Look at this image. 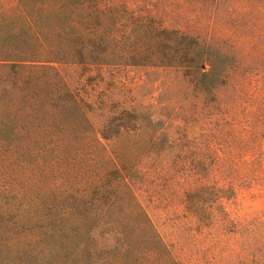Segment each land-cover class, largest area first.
Segmentation results:
<instances>
[{"label":"trees","instance_id":"trees-1","mask_svg":"<svg viewBox=\"0 0 264 264\" xmlns=\"http://www.w3.org/2000/svg\"><path fill=\"white\" fill-rule=\"evenodd\" d=\"M220 63L206 41L124 0H14L0 13V264H180L138 200L136 159L107 143L122 128L98 133L58 66L181 68L207 109L236 124L243 111L251 128L253 111L217 104ZM245 102L264 125L263 99ZM236 181L219 194L262 185Z\"/></svg>","mask_w":264,"mask_h":264},{"label":"rangeland","instance_id":"rangeland-1","mask_svg":"<svg viewBox=\"0 0 264 264\" xmlns=\"http://www.w3.org/2000/svg\"><path fill=\"white\" fill-rule=\"evenodd\" d=\"M124 1L213 47L224 81L214 90L217 104L253 111L251 128L243 111L236 124L207 109L181 68L62 64L59 72L98 133L108 123L122 128L107 143L136 159V195L176 261L264 264V125L258 107L244 103L252 95L264 104V0ZM13 6L0 0V13ZM148 141L155 142L150 152L130 147ZM234 144L248 147L237 151ZM249 176L262 185L219 194V187Z\"/></svg>","mask_w":264,"mask_h":264}]
</instances>
